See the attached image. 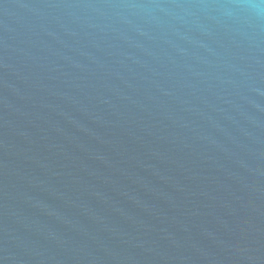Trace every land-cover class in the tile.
I'll use <instances>...</instances> for the list:
<instances>
[{
    "label": "water",
    "instance_id": "obj_1",
    "mask_svg": "<svg viewBox=\"0 0 264 264\" xmlns=\"http://www.w3.org/2000/svg\"><path fill=\"white\" fill-rule=\"evenodd\" d=\"M0 264H264V0H0Z\"/></svg>",
    "mask_w": 264,
    "mask_h": 264
}]
</instances>
